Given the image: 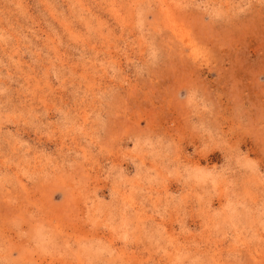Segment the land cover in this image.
<instances>
[{"label": "rangeland", "instance_id": "1", "mask_svg": "<svg viewBox=\"0 0 264 264\" xmlns=\"http://www.w3.org/2000/svg\"><path fill=\"white\" fill-rule=\"evenodd\" d=\"M0 264H264V0H0Z\"/></svg>", "mask_w": 264, "mask_h": 264}]
</instances>
